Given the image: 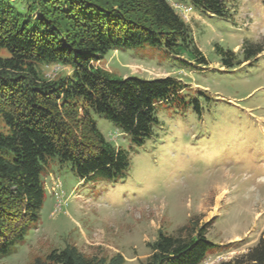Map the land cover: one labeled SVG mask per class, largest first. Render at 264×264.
Wrapping results in <instances>:
<instances>
[{
  "label": "rangeland",
  "instance_id": "374dc122",
  "mask_svg": "<svg viewBox=\"0 0 264 264\" xmlns=\"http://www.w3.org/2000/svg\"><path fill=\"white\" fill-rule=\"evenodd\" d=\"M185 6L206 65L143 47L109 51L94 66L114 78H176L186 87L187 104L195 101L200 111L159 106L157 136L141 147L92 114L105 139L129 153L126 178L83 182L68 164L50 158L38 224L0 264L44 262L68 246L87 258L120 256L123 264H143L159 232L177 235L207 225V239L217 248L201 264H217L264 239V0H229L225 19ZM244 48L255 57L244 61ZM219 49L232 51L240 65L224 67ZM41 72L55 80L70 69L55 64Z\"/></svg>",
  "mask_w": 264,
  "mask_h": 264
},
{
  "label": "trees",
  "instance_id": "16d2710c",
  "mask_svg": "<svg viewBox=\"0 0 264 264\" xmlns=\"http://www.w3.org/2000/svg\"><path fill=\"white\" fill-rule=\"evenodd\" d=\"M187 4L209 18L230 16L229 0H0V259L38 224L50 158L68 164L83 182L126 178L129 153L105 139L92 114L104 116L141 147L157 136L159 106L200 111L195 101L187 104L186 87L176 78H114L94 66L109 51L143 47L206 65L175 8ZM219 52L227 69L240 65L232 51ZM251 52L243 49L244 61L255 57ZM55 64L70 73L47 79L41 68ZM208 229L159 232L143 264L203 263L217 248L207 239ZM35 264H123V259L87 258L68 246ZM217 264H264V239Z\"/></svg>",
  "mask_w": 264,
  "mask_h": 264
},
{
  "label": "built area",
  "instance_id": "2783aa9c",
  "mask_svg": "<svg viewBox=\"0 0 264 264\" xmlns=\"http://www.w3.org/2000/svg\"><path fill=\"white\" fill-rule=\"evenodd\" d=\"M175 8L179 11L182 18L186 20V14L187 12L190 11V8H188L187 6H183V5H175ZM60 189H61L60 184L55 185V189L53 188V191H55V195L57 198H59V195L63 194V191H60ZM58 190L60 193L58 192Z\"/></svg>",
  "mask_w": 264,
  "mask_h": 264
}]
</instances>
